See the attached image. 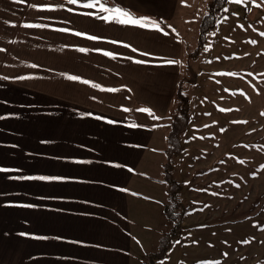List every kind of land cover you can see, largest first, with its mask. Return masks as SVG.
I'll list each match as a JSON object with an SVG mask.
<instances>
[{"label":"crops","instance_id":"crops-1","mask_svg":"<svg viewBox=\"0 0 264 264\" xmlns=\"http://www.w3.org/2000/svg\"><path fill=\"white\" fill-rule=\"evenodd\" d=\"M89 2L78 0L69 9L67 0H42L46 7L31 11L27 20V25L40 27H28L25 42L26 177L65 179H25V205L31 206L25 207V264H140L173 224L166 226L164 214L169 204L163 180L167 132L155 130L160 124L153 117L175 116L184 52L179 30L189 16L182 15L184 10L191 8L181 0H100L106 8L113 2L136 18L157 21L158 30L104 20L109 13L100 11V4L83 6ZM47 21L58 27L54 35H46ZM66 25L72 26V34ZM66 38L72 42L67 44ZM14 39L5 41L0 52V72ZM211 138L204 132L186 133L188 155L198 156H186L189 174L178 179L180 185L199 169L202 177L196 174L195 179L204 183L209 164L218 163V172L224 168L220 143L204 154L202 144ZM181 145L179 155L185 149ZM206 197L213 206L222 203L219 214L227 210L218 192ZM250 200L257 201V196ZM182 210L184 219L189 206Z\"/></svg>","mask_w":264,"mask_h":264},{"label":"rangeland","instance_id":"rangeland-1","mask_svg":"<svg viewBox=\"0 0 264 264\" xmlns=\"http://www.w3.org/2000/svg\"><path fill=\"white\" fill-rule=\"evenodd\" d=\"M181 1L191 8L184 10L182 15L189 16L179 30L184 49L179 90L189 111L185 132L210 134L212 138L202 144L204 154L220 143L219 153L225 148L224 168L218 172V163L209 164L211 170L206 172L204 183L195 179L196 174L202 177L199 169L182 186L178 179L189 174L186 156H198L188 155L186 133L179 138L185 146L182 155V145L177 155L167 158L164 153V163L170 165L169 177L177 179L180 186V204L175 211L180 225L166 253L154 264H264V246L259 250L264 245V0H243L241 4L224 0L222 18L207 31L201 45L199 24L210 11L212 0ZM41 2L0 0V52L7 46L5 41L15 38L0 72V168L8 169L0 171V264H25L26 236L19 235L26 227L25 179L18 177H26L29 123L26 83L20 77H26L25 42L30 33L24 25L31 21V11L40 13L46 7ZM72 6L66 5L69 9ZM48 21L46 35H54L58 27ZM66 27L72 34V26ZM69 41L72 39L66 38L67 44ZM171 115L173 119L172 112L156 120L160 125L155 130L161 135L169 131ZM36 140L35 154L40 152ZM163 180L169 188L165 172ZM217 192L225 198L227 210L222 214L218 212L222 203L215 201L213 206L206 197ZM255 196L257 201L250 200ZM206 205L213 209L204 208ZM188 206L183 219L182 207ZM157 248L148 254L156 253Z\"/></svg>","mask_w":264,"mask_h":264},{"label":"trees","instance_id":"trees-1","mask_svg":"<svg viewBox=\"0 0 264 264\" xmlns=\"http://www.w3.org/2000/svg\"><path fill=\"white\" fill-rule=\"evenodd\" d=\"M225 4L224 0H212L210 11L202 16L199 24L201 45L204 42V36L208 30L214 27L215 22L222 18V6ZM108 6L117 8L118 6L111 2ZM119 8V7H118ZM131 13V12H130ZM132 14V13H131ZM177 107L175 116L169 125V131L166 135L167 148L164 153L169 158L171 155H177L181 150V144L179 141V135L182 133L188 125V108L186 107L187 100L180 93L179 86L176 92ZM163 170L165 172L167 183L169 184L168 195L169 204L164 207V214L166 218L173 223L171 230L162 236L158 241L157 252L153 254H147L145 256L144 264H154L156 259L163 257L166 253L171 239L175 236L174 232L180 225V220L177 218L175 211L179 208L178 192L180 186L178 183L172 181L169 177L170 165L168 162L164 163Z\"/></svg>","mask_w":264,"mask_h":264},{"label":"snow or ice","instance_id":"snow-or-ice-1","mask_svg":"<svg viewBox=\"0 0 264 264\" xmlns=\"http://www.w3.org/2000/svg\"><path fill=\"white\" fill-rule=\"evenodd\" d=\"M18 3H23L24 0H16ZM69 4H77L78 0H67ZM231 3L241 4L243 0H230ZM100 4V0H92V2L86 3L83 6L87 8H94ZM100 11L107 12L109 15L102 17L104 20H112L122 25H134L139 26L140 28H154L160 29V24L157 21L150 20L146 17L136 18L129 11L124 10L122 8H106L103 4H100ZM227 11V9H225ZM25 27H40V25H24ZM60 31H66V29H60ZM76 35H82L77 32ZM89 39L95 40L97 37L90 36ZM135 51V49H133ZM80 51H85V49H80ZM105 55H111V53H105ZM137 63H141V61H136ZM168 63H178L177 61H167ZM35 67V65H33ZM231 75V74H230ZM25 77H20V79H24ZM71 80L79 79L76 76H69ZM85 84L89 83L88 81H84ZM109 91H115V89H109ZM223 111V109H221ZM124 111H128V109H124ZM141 112H148L149 115H153L150 109H139ZM154 119H159V117H153ZM112 123V121H109ZM81 163H91V161H80ZM0 171H8V169L0 168ZM19 179H27V180H41V181H50V180H63V177H50V176H27V177H18ZM24 207H31L30 205H24ZM21 236L27 235L26 233H19ZM38 239H45L44 237H37ZM203 264H214V262L205 261Z\"/></svg>","mask_w":264,"mask_h":264}]
</instances>
